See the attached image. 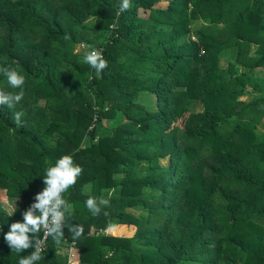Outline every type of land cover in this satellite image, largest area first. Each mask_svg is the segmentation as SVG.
Listing matches in <instances>:
<instances>
[{"label":"trees","instance_id":"obj_1","mask_svg":"<svg viewBox=\"0 0 264 264\" xmlns=\"http://www.w3.org/2000/svg\"><path fill=\"white\" fill-rule=\"evenodd\" d=\"M160 2L117 15L119 0H0V66L26 80L0 106V191L16 210L0 198V264H18L4 233L67 154L84 233L49 238L39 264H68V249L79 264H264V0ZM87 46L108 61L99 75ZM89 196L109 206L92 216ZM121 226L132 234L109 232Z\"/></svg>","mask_w":264,"mask_h":264},{"label":"clouds","instance_id":"obj_2","mask_svg":"<svg viewBox=\"0 0 264 264\" xmlns=\"http://www.w3.org/2000/svg\"><path fill=\"white\" fill-rule=\"evenodd\" d=\"M130 7L131 0H119L117 15L128 11ZM63 39L70 41L71 36L66 33ZM87 47L91 50L83 53V63L87 64L96 75H99L108 67V61L104 59L101 50L91 48V46ZM78 52L79 50H76V54ZM0 75H3L7 87L11 89L6 91L0 88V106L14 108L24 98L25 77L16 68L6 64L0 66ZM91 78L92 76L89 75V79ZM23 115V112L14 113V122L17 127L21 126ZM84 148L85 144L82 142L80 149ZM45 163L48 166L42 176L43 189L35 194L34 201L22 213V222L11 223L9 230L4 233V241L10 250L20 257L18 264H39V261L43 259L42 254L47 249L49 238L57 247L63 243L65 227L69 229L74 243L84 233L83 226L69 222L73 205L64 195L76 184L83 172L82 167L75 163L71 154L60 156L54 163L50 161H45ZM113 192L114 190L108 192L109 198ZM109 198L89 196L84 202L85 207L92 216H98L103 208L109 206ZM15 211H10L9 216ZM30 248L34 251L29 255H20L21 252ZM110 255L109 252L108 256Z\"/></svg>","mask_w":264,"mask_h":264},{"label":"rangeland","instance_id":"obj_3","mask_svg":"<svg viewBox=\"0 0 264 264\" xmlns=\"http://www.w3.org/2000/svg\"><path fill=\"white\" fill-rule=\"evenodd\" d=\"M168 2H169V0H161V2L158 3V5H159V7L166 8ZM77 49L80 50V47L77 48ZM231 56H233L231 51H229L227 54L223 55L222 58H221V62H220L221 66H226L227 63L234 64V61L231 60V58H232ZM234 67L238 70V72H241L243 70L242 66H239V65L235 66L234 65ZM253 97H254V95L249 94L246 97L242 98V100L249 101V100L253 99ZM200 109H201V107L197 106V110H200ZM104 124L106 126H108V128H109L110 125H111V121L110 120L104 121ZM0 198H1V201L3 202V204H4L5 209L10 212L12 207L6 202V197L4 195V191H0ZM109 232L110 233L112 232L114 234L117 233V235H121V236H130L132 234V232H130L128 230V228H125L123 226L118 227L117 229L116 228L112 229V231H109ZM68 255H69V262L70 263L72 262L73 264H79L78 261H76V263L74 262L75 261L74 257H76V253L75 252L74 253L68 252ZM69 262H68V264H69Z\"/></svg>","mask_w":264,"mask_h":264},{"label":"crops","instance_id":"obj_4","mask_svg":"<svg viewBox=\"0 0 264 264\" xmlns=\"http://www.w3.org/2000/svg\"><path fill=\"white\" fill-rule=\"evenodd\" d=\"M68 252H72V253H74V251H73V250H70V249H68ZM74 259H75L74 262L76 263V261H78V260H77V257H74ZM68 262H69V261H68ZM69 264H73V263H72V262H71V263L69 262Z\"/></svg>","mask_w":264,"mask_h":264}]
</instances>
